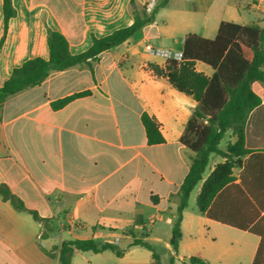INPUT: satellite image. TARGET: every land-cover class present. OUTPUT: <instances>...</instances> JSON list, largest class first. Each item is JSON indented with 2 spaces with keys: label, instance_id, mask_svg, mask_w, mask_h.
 <instances>
[{
  "label": "crops",
  "instance_id": "crops-1",
  "mask_svg": "<svg viewBox=\"0 0 264 264\" xmlns=\"http://www.w3.org/2000/svg\"><path fill=\"white\" fill-rule=\"evenodd\" d=\"M131 1L13 0L16 16L6 27L0 0V88L24 62L49 58L48 29L64 35L70 52L79 55L93 37L133 24ZM133 1L141 10L149 0ZM223 22L264 28V0H167L153 23L91 67L52 71L4 102L0 185L38 219L0 195V264H61L63 242L87 239L116 243L125 253L75 251L72 264H151L150 251L131 246L134 238H150L155 248L165 244L168 261L178 192L194 156L180 139L197 103L153 74L149 64L164 66L167 59L145 47L182 53L188 35L213 39ZM195 68L213 74L204 63ZM252 88L261 104L246 124L249 153L208 214L196 203L204 180L194 200L191 192L175 255L179 262L196 256L210 264H254L260 250L264 264V83ZM85 91L91 94L52 107ZM143 113L157 119L164 143H148Z\"/></svg>",
  "mask_w": 264,
  "mask_h": 264
},
{
  "label": "trees",
  "instance_id": "trees-1",
  "mask_svg": "<svg viewBox=\"0 0 264 264\" xmlns=\"http://www.w3.org/2000/svg\"><path fill=\"white\" fill-rule=\"evenodd\" d=\"M166 2L167 0L163 1L149 13L145 7L141 10L134 8L132 0L133 24L101 38L93 37L91 47L79 55L70 52L64 35L48 29L49 58L30 59L13 70L10 78L0 88V108L10 96L41 84L52 71L66 70L82 64L91 67V63L102 53L119 47L145 26L153 23L159 9ZM3 13L7 27L9 20L16 16L13 0H3ZM198 62L211 67L212 76L197 71L195 65ZM148 67L156 77L166 79L175 89L190 96L197 103L180 139L194 156L178 192L180 203L176 209V220L170 239L174 254L165 262L145 238H134L131 246H141L150 251L151 264H210L196 256L190 257L186 262L177 260L175 255L182 237L183 212L188 206L191 192L204 180L196 203L201 213L208 214L218 193L233 181V169L249 153L245 146V129L249 114L261 104V98L254 92L252 85L254 82L264 83V28L223 22L213 39L188 35L181 61L168 60L164 66L151 63ZM89 94L90 91L76 93L53 102L52 107L60 109L74 99ZM142 123L150 145L165 142L155 117L143 113ZM226 136L234 141H229L226 148L222 149L220 144ZM211 155L220 157L223 162L218 163L204 179ZM0 195L19 211L30 212L6 185H0ZM157 200V196L152 197L153 202ZM30 213L38 219L35 213ZM44 224L47 226L48 220H44ZM107 250L118 257L125 253L116 243H98L94 239L66 241L61 245L60 262L72 264L71 257L75 251L100 253ZM260 259L259 250L254 264H261Z\"/></svg>",
  "mask_w": 264,
  "mask_h": 264
},
{
  "label": "built area",
  "instance_id": "built-area-1",
  "mask_svg": "<svg viewBox=\"0 0 264 264\" xmlns=\"http://www.w3.org/2000/svg\"><path fill=\"white\" fill-rule=\"evenodd\" d=\"M159 0H149L145 4V9L147 12L151 13L157 6ZM146 51L153 56L157 57H163L168 60H176V61H181L182 60V53L180 52H174L172 50H167V49H161V48H156L152 46L151 44H147L145 47Z\"/></svg>",
  "mask_w": 264,
  "mask_h": 264
},
{
  "label": "rangeland",
  "instance_id": "rangeland-1",
  "mask_svg": "<svg viewBox=\"0 0 264 264\" xmlns=\"http://www.w3.org/2000/svg\"><path fill=\"white\" fill-rule=\"evenodd\" d=\"M160 60L162 61L163 59H160ZM229 141L233 142L234 140H233V138H231L230 136H226L225 139L221 142L220 147H221L222 149H225V148H226V145H227V143H228ZM217 160H221V159H220L219 157L215 156V155H213V156L211 157L210 162H209V165H208V167H207V169H206V171H205V173H204V175H203L204 178H206V177H208V176L210 175V173H211V169L214 167V163H215ZM221 161H222V160H221ZM200 184H201V183H199V184L197 185V187L195 188V191L192 193V200H194V197H195L196 194L198 193ZM146 240H147L148 242H150V243H155V242H153V240H151L150 238H147ZM155 245H156V250H157L158 253L161 255L162 259L165 261V256L167 255V254H166V251H165V244H155ZM139 250H141V251H143V252H148V251H147L146 249H144V248H140Z\"/></svg>",
  "mask_w": 264,
  "mask_h": 264
}]
</instances>
